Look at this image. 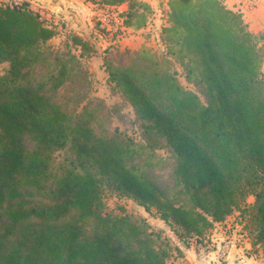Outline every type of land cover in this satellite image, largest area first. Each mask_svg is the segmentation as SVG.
<instances>
[{
    "label": "trees",
    "instance_id": "obj_1",
    "mask_svg": "<svg viewBox=\"0 0 264 264\" xmlns=\"http://www.w3.org/2000/svg\"><path fill=\"white\" fill-rule=\"evenodd\" d=\"M100 2L125 6L126 27L148 8ZM169 9L166 53L187 60L186 78L206 103L174 72H110L141 120L138 144L98 127L95 107L77 111L62 96L94 42L73 34L78 54H58L48 45L55 25L28 1L0 3V64H8L0 74V264H166L159 232L108 210L107 191L153 210L178 239L198 240L251 194V247L264 245V35L250 33L223 0H170ZM163 147L168 180L158 176Z\"/></svg>",
    "mask_w": 264,
    "mask_h": 264
},
{
    "label": "rangeland",
    "instance_id": "obj_2",
    "mask_svg": "<svg viewBox=\"0 0 264 264\" xmlns=\"http://www.w3.org/2000/svg\"><path fill=\"white\" fill-rule=\"evenodd\" d=\"M83 1L89 2L91 10H95L96 13L92 14L90 20L82 27L75 20L69 18L62 20L61 17L55 25L57 30L55 37L48 42V45L58 54L72 52L76 55L78 52L73 50L74 47L71 45L73 34L81 35L94 42L95 52L79 58L82 74L74 76L70 80L72 83L68 84L62 93L71 109L81 111L84 107L89 110L95 107L99 116L98 127L109 132L118 129L130 136L136 143H145L141 120L127 97L109 79L110 72L128 67L138 71L156 69L160 72H174L178 83L186 91L195 93L202 104L206 103L200 86L186 78L187 60L177 59L166 53V44L162 38L167 26L171 25L168 22L170 12L166 11L167 5H165L169 0H142L149 10L146 7L144 13H141L142 18H134L136 25L133 27L124 26L122 16L114 17L110 13L101 11L97 4L100 0ZM93 4H96L98 9H95ZM125 8L121 6L116 13L119 14V11ZM104 17L108 22L107 27H104V21L100 20ZM48 21L50 23V20ZM163 28H165L164 32H162ZM168 38L167 34L166 39ZM167 45L170 47V42ZM7 70V63L0 64V74H6ZM262 70L264 72V66ZM155 153L167 162V166L158 173L159 179L168 180L172 170L171 152L163 147L155 150ZM64 155V152H59L56 154V160L61 161ZM245 200L231 216L227 217L225 225H218L222 230L225 226H229L221 232V235L217 236L212 228L204 239L198 240L195 237L178 239L153 210L145 211L130 197L113 191H107L104 194V202L108 210L115 213H120L122 210L134 219L146 221L154 231L159 232L160 241L167 244L166 264H191L185 258L186 255L194 256L193 261L196 264H228V257L223 256V244L225 240L236 237L239 240L236 241L237 249L242 250L246 258L260 259L263 260L261 264H264V245L251 247L256 229L253 219L254 197L249 194Z\"/></svg>",
    "mask_w": 264,
    "mask_h": 264
},
{
    "label": "crops",
    "instance_id": "obj_3",
    "mask_svg": "<svg viewBox=\"0 0 264 264\" xmlns=\"http://www.w3.org/2000/svg\"><path fill=\"white\" fill-rule=\"evenodd\" d=\"M6 0H0L5 3ZM32 9L38 11L41 16L53 25H57L58 21L69 18L75 20L77 24H81L89 21L91 15L96 13L95 10H91L90 3L83 0H28ZM170 1V0H169ZM169 1L165 3L167 5V12H170ZM223 3L233 11H238L242 14V19L247 26V30L253 35H264V0H223ZM96 9V8H95ZM49 22V21H48ZM74 22V21H72ZM231 216V215H230ZM229 217V216H228ZM227 219V218H226ZM226 220L221 223H216L214 231L218 235H221L224 230L229 226H225L222 230L221 226L225 225ZM239 248L233 250L227 259L228 264H261L263 260L246 258ZM194 257V256H193ZM192 255H186L185 258L188 261L195 263ZM196 264V263H195Z\"/></svg>",
    "mask_w": 264,
    "mask_h": 264
},
{
    "label": "built area",
    "instance_id": "obj_4",
    "mask_svg": "<svg viewBox=\"0 0 264 264\" xmlns=\"http://www.w3.org/2000/svg\"><path fill=\"white\" fill-rule=\"evenodd\" d=\"M24 1H28V0H6V4H8V5L20 4ZM97 4H98L99 8L101 9V11L103 10V11L107 12L108 14L110 13V15H113L114 17H117V15L121 16L120 11H119V14L116 13L120 9L121 6H109V5L102 3V2H98ZM93 5H94V7H96V9H98L97 6H95L96 4H93ZM105 19L106 18L104 17V19L101 18L100 20L104 21V27L105 26L107 27L108 22ZM236 241H239L237 237L236 238H229V239L225 240V242L223 244L224 249L222 250L223 256H225V258L228 257L230 255V253L237 248V246H236L237 242Z\"/></svg>",
    "mask_w": 264,
    "mask_h": 264
}]
</instances>
